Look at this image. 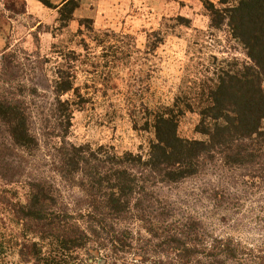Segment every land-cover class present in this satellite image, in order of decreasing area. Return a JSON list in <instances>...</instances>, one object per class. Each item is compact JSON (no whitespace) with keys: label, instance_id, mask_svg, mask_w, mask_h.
Segmentation results:
<instances>
[{"label":"rangeland","instance_id":"rangeland-1","mask_svg":"<svg viewBox=\"0 0 264 264\" xmlns=\"http://www.w3.org/2000/svg\"><path fill=\"white\" fill-rule=\"evenodd\" d=\"M49 1L59 6L65 0ZM204 1L81 0L75 21L60 31L58 12L41 2L0 0V60L7 54L8 45L17 58L10 70L0 62V94L26 100L41 141L34 155L15 150L10 153L0 145V158L9 156L8 169H1L7 181L0 177V190L7 189L12 201L0 205V229L6 241L14 232L16 240L12 244L19 245L16 254L0 257V264H34L27 260L29 249L24 250L26 256L18 254L22 244H30L23 243L21 228L12 224L14 215H10L12 205L25 198L27 183L45 181L52 191L56 188L57 209L73 212L84 206L83 193L62 178L56 166L54 148L61 132L53 86L60 70L69 73L75 88L62 97L73 104L68 140L95 148L108 146L120 155L132 152L145 156L154 138L153 131L146 129V123L152 120L148 112L171 106L178 96L191 94L213 75L215 57L218 62L245 59L239 47L229 46L224 36L210 30ZM23 8V13L16 12ZM179 16L192 20V27H176ZM82 19L94 21L93 32L84 36L79 35ZM160 31L169 35L156 53H150L148 45L156 42L155 34ZM42 118L49 122L48 128ZM199 120L197 113L186 114L180 122V136L201 139L195 131ZM244 172L233 174L220 164L209 165L199 176L178 185L161 186L157 193L174 208L177 222L197 220L210 242L213 238L233 240L246 254L244 264H264V185L253 186ZM216 192L231 196L218 201ZM146 226L138 220L115 223V229L130 231L127 242L131 248L117 247L119 251H115L109 239L103 242L106 247L91 243L78 251L76 264L171 262V258L154 253ZM93 249L98 252L90 253Z\"/></svg>","mask_w":264,"mask_h":264},{"label":"trees","instance_id":"trees-1","mask_svg":"<svg viewBox=\"0 0 264 264\" xmlns=\"http://www.w3.org/2000/svg\"><path fill=\"white\" fill-rule=\"evenodd\" d=\"M37 1L58 12L60 31L75 21L81 3L65 0L57 6L49 0ZM203 6L210 30L224 36L229 46L239 47L245 59L218 62L215 57L213 75L191 94L178 96L171 106L148 112L152 120L146 123V129L153 131L154 138L145 156L132 152L120 155L108 146L95 148L68 140L73 104L62 97L75 88L69 73L60 70L53 86L61 132L54 148L56 166L59 175L83 193L84 206L73 212L57 209L56 188L52 191L45 181L27 183L25 198L10 209L12 224L21 228L23 243L30 244H22L18 254L26 256L24 250L29 249L30 258H26L34 264H76L78 251L91 243L106 247L103 242L109 239L115 251L117 247L127 250L131 248L127 242L130 231L117 230L114 224L138 220L147 225L154 253L171 258L170 264H244L246 254L240 244L217 238L210 242L197 220L177 222L174 208L157 193L159 187L195 178L214 164L233 174L245 171V178L253 180V186L264 185V0H219L218 4L205 0ZM176 22V27H192V20L183 16ZM78 25L80 36L93 32L92 20H79ZM168 35L156 33V42L148 45L149 52L156 53ZM5 54L0 62L10 70L17 60L15 51L8 45ZM188 113L198 114L195 131L201 139L180 136V122ZM42 121L48 128L47 119ZM39 136L26 100L0 94V145L10 153L15 150L34 155L40 148ZM7 157L0 158V177L6 181L1 169H8ZM6 191L0 190V205L12 203ZM214 196L224 202L231 193L216 192ZM13 234L6 241L0 229V257L16 254L19 245L12 244L16 240ZM167 263L161 260L158 264Z\"/></svg>","mask_w":264,"mask_h":264}]
</instances>
